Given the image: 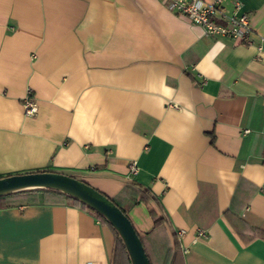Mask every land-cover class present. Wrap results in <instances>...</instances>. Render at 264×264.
Segmentation results:
<instances>
[{"label": "crops", "instance_id": "1", "mask_svg": "<svg viewBox=\"0 0 264 264\" xmlns=\"http://www.w3.org/2000/svg\"><path fill=\"white\" fill-rule=\"evenodd\" d=\"M236 3L248 42L204 35L165 0H0V176L92 185L127 212L150 264H168L174 239L175 264H264V0L224 10ZM12 200L0 264H118L95 212L42 190Z\"/></svg>", "mask_w": 264, "mask_h": 264}, {"label": "water", "instance_id": "2", "mask_svg": "<svg viewBox=\"0 0 264 264\" xmlns=\"http://www.w3.org/2000/svg\"><path fill=\"white\" fill-rule=\"evenodd\" d=\"M47 187L69 194L101 213V216H104L114 226L116 233L122 238L130 264H150L140 237L125 212L115 205L112 199L101 194L92 185H87L83 180L66 173L49 170L0 176V195L24 189Z\"/></svg>", "mask_w": 264, "mask_h": 264}, {"label": "built area", "instance_id": "3", "mask_svg": "<svg viewBox=\"0 0 264 264\" xmlns=\"http://www.w3.org/2000/svg\"><path fill=\"white\" fill-rule=\"evenodd\" d=\"M168 8L176 13L185 15L204 30V35L225 36L238 41L248 42V35L252 29L249 26L247 13L238 12V4L234 5L235 9L230 12L224 10L225 0H165ZM22 98L21 105L23 113L26 116H33L37 112V103L31 96V91ZM128 170L131 174L138 171L134 162L130 163ZM182 232V230L180 231ZM199 234H203L199 230Z\"/></svg>", "mask_w": 264, "mask_h": 264}, {"label": "trees", "instance_id": "4", "mask_svg": "<svg viewBox=\"0 0 264 264\" xmlns=\"http://www.w3.org/2000/svg\"><path fill=\"white\" fill-rule=\"evenodd\" d=\"M42 170H44V169H42ZM35 171H40V170L38 169V170H35ZM129 186L138 195L139 200H141L143 203L146 202V203L152 204V208L150 209L151 210L150 214L152 215L153 222L156 225H158L160 222L167 221V218H166V215H165V212H164L165 210L163 209V207L161 205V202L158 199V196H154V193L148 187H146L144 185L142 186V184L139 183V182L131 181ZM34 190H42V191L46 192L47 194L50 193V194H53V195H59L60 198L63 197L68 202L73 203L74 205L77 204V205L86 207L88 210L90 209L91 211L95 212L96 216L101 220V222H104V223H106L107 225L110 226L109 228L111 229V231H112V233L114 235L115 240H114V248H113V250L115 252L114 258L117 260L116 262H118V264H130V260H129V257H128V252L125 249V246H124V244L122 242V238H120V236L116 233V231L114 229V226L111 225V223L104 216H101V213L95 211L91 207H88L87 204H85L84 202L80 201L79 199H76V198L74 199L69 194H66L64 192H59V190L53 189V188H49V187H47V188H34L33 190L32 189H24V190H20V191L9 192L6 195L5 194H1L0 195V207H4V206L7 207V205H10V204L14 203L15 201H13L12 198L15 195H17V194L19 195L22 192H28V191H32L33 192ZM104 195H106V194H104ZM108 198H110V197H108ZM110 199H112V201L114 202L113 198H110ZM114 204L117 205L118 207H120L117 203L114 202ZM120 208L122 209V211L125 212V214L127 213L122 207H120ZM127 217H128V215H127ZM134 229H135L136 233L138 234V236L140 237V241H141V243L143 245L144 237L142 236L141 233H139L137 231V229L135 227H134ZM143 249H144V245H143ZM172 250H173V252L171 254V258H170V261L168 262V264H175L176 259L179 258V252H181V250H179L178 242H177L176 239H174V244H173V249ZM144 251H145V249H144Z\"/></svg>", "mask_w": 264, "mask_h": 264}]
</instances>
